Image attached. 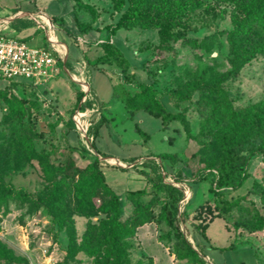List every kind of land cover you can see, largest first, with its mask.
<instances>
[{"label": "rangeland", "instance_id": "obj_1", "mask_svg": "<svg viewBox=\"0 0 264 264\" xmlns=\"http://www.w3.org/2000/svg\"><path fill=\"white\" fill-rule=\"evenodd\" d=\"M33 1L0 0V16L12 13L17 9V5L28 7ZM84 2L88 7L77 9L86 10L90 24L92 21H99V26H104L108 31L99 34L91 32L92 34L89 35L77 33L84 36L87 41L93 37L110 40L115 34L114 43L124 50L132 63L129 70L134 75L130 82L133 90L137 81L154 82L164 104L181 114L180 119L172 121L166 128L160 118L144 110H140L135 118L130 117L124 102L114 95V85L122 80L121 67L113 64L106 65L105 69H98L87 65V69H93L90 82L96 101L107 106L104 110L109 117V120L100 126L95 146L92 148L95 151L99 149L106 155L122 158H126L129 154L142 157L158 156L163 153L176 154L175 164L166 161L165 166L170 172L177 174L180 172L184 174L183 177H188L190 180L192 195L184 211H187L191 217L198 210V206L207 199L215 204L217 199L222 202L243 196L246 197L242 201L244 205L252 207V204H255L264 214V202L257 192L258 187L255 186V183L264 184V154L249 156L248 178L241 188H230L221 195H215L210 191L211 176L204 180H193L194 177H198L199 170L216 163L221 152L216 144L217 134L208 128L202 129L205 118L197 102L199 92L192 91L191 83L197 75L209 76L212 73L224 72L230 67L231 55L225 32L233 27L234 4L230 1L214 2L211 6H202L182 15V25L175 30L185 32L187 37L196 38L202 44L197 48L180 39L171 41L172 50L166 51L156 48L161 42L159 29L122 27L117 30L115 25L124 10L116 11L112 0H84ZM59 6L61 8L62 4ZM47 10L49 13H54L50 6ZM75 16L83 19L81 14ZM72 17L63 19L57 16L59 19L56 24L59 29L56 34L63 44L67 43L70 46V60L74 61L75 57L81 55L79 60L86 65L85 54L95 56L102 49L99 44L82 45L77 34L64 30L62 21L70 25L74 24ZM22 20L32 21L28 17H23ZM30 25L36 30L32 35L26 36L25 30L12 34L23 38L31 46H48L45 30L34 21L32 24L21 21L14 23L18 29ZM5 30L9 31V29ZM61 50L64 51L63 47ZM71 72L74 74L73 70ZM77 77L87 78L86 75ZM9 83L10 81L2 80L1 86L4 87ZM61 84H64L63 87ZM11 86L14 89L12 93L30 101L31 122L39 134L35 139L37 150L51 151L58 147L59 151L54 153L53 161L59 163L71 152L68 147L79 143L72 123V117L76 112L74 110L79 92L78 83L63 70L59 76L52 77L43 85L33 86L25 81L12 83ZM225 86L235 107L247 106L264 99V55H257L249 61L236 75L226 81ZM178 92L191 93V97L181 99ZM5 108V103L0 100V174L4 178L3 183L24 189L34 198L38 195L45 198L50 194L51 187L43 184L40 163L37 160L32 161L27 152L12 154L11 149L8 148L10 132L1 123L6 112ZM68 120L71 124H67ZM82 122L85 125L90 122L89 110L82 115ZM138 122L148 132L147 139L137 130ZM242 154L248 155V151ZM73 156L77 163L83 165L91 159L77 147ZM103 161L102 168L109 184L116 185L118 189H122V186L113 182L111 170L124 175L126 179L129 177L128 173L151 171L149 166L142 165L136 170H125L117 167L118 165L110 166L108 163L111 161L107 159ZM56 176L61 177L62 174L57 173ZM143 179L147 181L145 176ZM62 187L66 190L65 209L54 210L53 214L49 212L47 206L36 207L32 201L8 199L9 205L0 201V238L17 256L15 261L3 260L1 264H106L100 255H89L82 246L90 222H99L104 214L78 213L75 209L76 199L70 187L64 182ZM134 188L137 187L128 189ZM119 191H121L119 195L122 214L126 217L132 212L134 205L127 197V191ZM149 197L150 195L146 200ZM96 202L99 204L100 201ZM240 214L237 209H233L228 215L230 222H227V217H217L207 230V239L197 231L191 217L186 223H180L193 246L207 254L205 259L209 264H264L262 263L264 262V229L251 232L247 228H236L233 223ZM60 217L64 218L62 223H59ZM168 230L169 227L165 223H158L155 220L139 227L137 234L130 239L132 248L128 254L133 262L145 263L153 259L157 264H197L176 259L167 241L160 238L161 234Z\"/></svg>", "mask_w": 264, "mask_h": 264}, {"label": "trees", "instance_id": "obj_2", "mask_svg": "<svg viewBox=\"0 0 264 264\" xmlns=\"http://www.w3.org/2000/svg\"><path fill=\"white\" fill-rule=\"evenodd\" d=\"M230 1L234 4L232 14L233 27L226 30V36L230 50V67L224 72L212 73L209 76L197 75L191 83L193 92H199V109L204 115L202 129H209L217 134L216 144L220 150V156L216 163L210 164L199 170L198 177L193 180H204L211 176L210 191L215 195H221L226 190L241 188L247 178L248 158L251 155L264 154V99L247 106L235 107L232 98L226 89L225 83L236 75L249 61L257 55H264V0H112L116 11L124 10L115 28L139 27L141 29H159L161 42L157 49L172 50L171 41L184 39L195 47H200L201 42L196 38L187 37L185 32L175 30L182 25L181 16L187 12H193L202 6H211L214 2ZM75 8H85L88 4L84 0H73ZM54 22L59 18L51 16ZM18 21V19L14 20ZM77 25L82 34L88 33L93 28L92 23L82 22L76 18ZM33 21H24L23 23ZM65 21H62V24ZM117 32V31H115ZM114 32V33H115ZM99 44V45H98ZM102 51L95 56L85 54L88 66L105 69L106 65L116 64L121 67L122 80L114 85L115 97L121 99L130 115L133 117L138 111L144 110L162 120L164 128L169 127L174 120L180 119L181 114L169 109L163 102L159 89L154 82L137 81L135 89L130 86L133 74L131 73V61L125 55L124 50L111 39L98 42ZM98 47V48H99ZM67 65L72 66L69 60ZM64 69L62 68L61 71ZM10 81L4 87L0 86V100L6 105V112L1 123L9 129L8 148L12 154L27 152L30 159L37 160L41 165L43 184L51 187L50 194L36 198L21 188H15L4 184V178L0 174V201L9 205L8 199L32 201L36 207L45 205L51 214L54 210L65 209L63 182L66 183L76 199V211L81 214L102 213L104 216L99 222H90L88 233L82 244L89 255H100L106 264H156L152 259L148 262L134 263L128 251L132 248L130 239L137 234L139 227L156 221L165 223L169 230L161 234L160 238L167 241L172 254L178 260H188L197 264H209L202 250L197 249L188 240L181 228V223H186L191 217L187 211L180 212L179 202L183 191L178 187L164 181L162 166L155 160L145 161L142 165L151 167V171L141 173L146 177V185L143 188L127 190L126 195L132 201V212L124 217L122 214L119 193L109 184L102 168L101 156L105 153L97 151L94 154L84 143L76 125L72 120L73 128L77 132L78 144L69 146L71 152L59 163L53 161L54 153L58 147L51 151H39L35 146V139L39 136L35 125L31 122L30 101L16 93H12ZM79 92L76 98L74 112L80 108H89L90 125L88 135L95 146L100 126L104 125L109 117L106 115L107 106L96 101L93 90L86 100L85 105L80 106L84 92L78 84ZM191 91V92H192ZM181 99L190 98L191 93H177ZM67 124H71L68 120ZM137 130L147 139L149 137L138 123ZM171 142H173L170 139ZM75 147L89 155L91 159L85 164H79L73 156ZM83 149V150H82ZM248 155H243L244 151ZM162 161L175 164L176 154L163 153L158 155ZM138 157L130 158V161ZM1 160V159H0ZM62 174L57 177L56 174ZM184 174L178 172L183 178ZM257 192L264 202V184L255 183ZM149 199L146 200L147 196ZM238 197L233 200L217 199L215 204L210 199L205 200L198 206L191 217L197 231L204 239L208 238L207 230L217 217H227L233 209L241 214L233 225L236 228H247L251 232L264 229V214L258 206L244 205L243 199ZM99 200V204H97ZM158 209V212L156 210ZM60 217L59 223H62ZM231 249V247H228ZM225 248H222L224 250ZM17 256L4 244L0 238V264L1 261H15ZM262 263H264L262 261Z\"/></svg>", "mask_w": 264, "mask_h": 264}, {"label": "built area", "instance_id": "obj_3", "mask_svg": "<svg viewBox=\"0 0 264 264\" xmlns=\"http://www.w3.org/2000/svg\"><path fill=\"white\" fill-rule=\"evenodd\" d=\"M28 17L45 30L48 46H31L23 38L17 37L12 32L6 31L3 26L12 23L17 18ZM59 26L52 17L43 10L28 12L20 11L6 18L0 19V86L2 80L25 82L34 85L44 84L50 78L59 74L62 68L77 82L84 92L80 106L85 105L91 92V83L88 78H79L73 74L67 65L68 46L62 43L56 32ZM63 45V46H62ZM63 47L64 51L61 50ZM74 75V76H73ZM86 108H78L72 117L81 138L86 146L94 153L92 139L88 135L90 122L85 125L82 122V115ZM99 155V154H96ZM100 156V155H99ZM157 161L162 166L164 181L170 183L183 191V196L179 202L180 212L184 211L186 204L191 198L192 187L188 177L180 178L177 173L170 172L165 162L158 156H148L141 160L116 162L124 168H133L145 161Z\"/></svg>", "mask_w": 264, "mask_h": 264}, {"label": "crops", "instance_id": "obj_4", "mask_svg": "<svg viewBox=\"0 0 264 264\" xmlns=\"http://www.w3.org/2000/svg\"><path fill=\"white\" fill-rule=\"evenodd\" d=\"M59 4H62L61 8H60ZM47 6L48 7L50 6L51 8H53V12L54 13H49L48 10H47V8H48ZM54 8H56V9H54ZM24 10H26L28 12H31V11L34 12V11L43 10V11H46L50 16H55L56 15V16H59L60 18H63V19L65 17L66 18H71L72 14H73L72 18H73L74 24L70 25V24L65 22L63 24V26L65 27L64 30L67 31V32L71 31L74 34H77L78 38H79V42H82V43H80L82 45H84L86 43H92V44L96 45L98 42H101V41L106 39L104 37H99L98 39H96V37H93L91 40L87 41L84 36H82V35L77 33V32H81V30L79 29V27L77 25L75 14H81L83 16V19H79L82 22H88L90 20L88 18L86 10H84V9H82V10L81 9H76L75 6H74V2L72 0L71 1L70 0H34L33 2L29 3L28 7H22V6L17 5V9L15 11H13L12 13L7 14V15L0 16V19L1 18H6V17H8L10 15L16 14V13H18L20 11H24ZM17 19H18V21H21V23H23V20H22L23 18H17ZM15 22L16 21H13L12 23L6 24L3 27L6 28V29H9V32H12V33H14V32H24V30H25L27 32L26 36L32 35L36 31L35 28H33V26H31V25L27 26L24 29H18L16 26H14ZM92 25H93V28L90 29V31L88 33H86V35L92 34L93 32L99 34L102 31H108L107 29L104 28V26H99L100 25L99 21H94V22L92 21ZM108 35H109V32H108ZM114 35H112V38H111V40L113 42H115ZM67 46H68L67 60L70 61L71 66H72V70L74 71V74L77 75V76L86 75V77L90 81L91 80V76H92L91 73H92L93 69L92 68L87 69V64L85 65V64L82 63V61L79 60V59H81V55L79 57H75L76 60L71 61L70 60V56H71L70 46L68 44H67ZM59 74H57L55 77L59 76ZM46 82H49V80L46 81ZM32 85L33 86H38V85H34V84H32ZM39 85H43V84H39ZM61 85L63 87L64 84H61ZM61 85H60V87H61ZM91 89H92V84H91ZM138 112L133 117L130 115V117L135 118L138 115ZM138 124L140 125L139 122H138ZM76 138L78 139L77 132H76ZM98 150L99 149H96V151H98ZM99 151L103 152L101 150H99ZM126 156H127L126 158H122V157L116 156V155H112V156L111 155H106V157H108L107 161H111V162H109V163L107 162V163L110 164V166H112V167L115 166V165H118L117 167H120L121 169L123 168L125 170H127V169H132V170L135 169L136 170V168H134V167L133 168H124V167L120 166L116 161L120 160L122 162H128V161H130V158H132V157H138L136 160H141V159L145 158V157H142V156H136V155H131V154L126 155ZM149 156H156V155H149ZM110 174H112L113 182H115L116 184H121L120 186H122V189H118L116 187V185L112 186L118 193L121 192L119 190H122V191L125 192L127 190H135V188L134 189H128V188L137 187L136 189H139V188L145 187V185H146V181L143 179L144 175L141 172L135 171L134 173H131V174L128 173L129 177L127 179H126V177L124 175L119 174L117 172H114L113 170L110 171ZM119 176H121V177H119ZM156 264H157V262H156Z\"/></svg>", "mask_w": 264, "mask_h": 264}, {"label": "water", "instance_id": "obj_5", "mask_svg": "<svg viewBox=\"0 0 264 264\" xmlns=\"http://www.w3.org/2000/svg\"><path fill=\"white\" fill-rule=\"evenodd\" d=\"M95 153L98 154L97 151H95ZM100 159H101V160H106V159H108V157H106V156H101ZM205 257H206V256H205Z\"/></svg>", "mask_w": 264, "mask_h": 264}]
</instances>
